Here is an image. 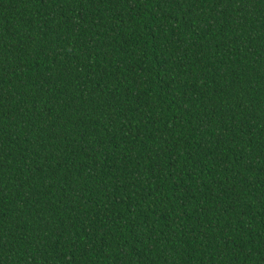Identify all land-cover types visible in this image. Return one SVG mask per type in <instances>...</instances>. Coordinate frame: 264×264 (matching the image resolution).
<instances>
[{
	"label": "trees",
	"instance_id": "1",
	"mask_svg": "<svg viewBox=\"0 0 264 264\" xmlns=\"http://www.w3.org/2000/svg\"><path fill=\"white\" fill-rule=\"evenodd\" d=\"M0 264H264V0H0Z\"/></svg>",
	"mask_w": 264,
	"mask_h": 264
}]
</instances>
